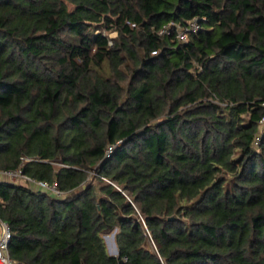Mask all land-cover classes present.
Returning a JSON list of instances; mask_svg holds the SVG:
<instances>
[{
	"label": "trees",
	"instance_id": "1",
	"mask_svg": "<svg viewBox=\"0 0 264 264\" xmlns=\"http://www.w3.org/2000/svg\"><path fill=\"white\" fill-rule=\"evenodd\" d=\"M0 169L23 264H264V0H0Z\"/></svg>",
	"mask_w": 264,
	"mask_h": 264
},
{
	"label": "built area",
	"instance_id": "2",
	"mask_svg": "<svg viewBox=\"0 0 264 264\" xmlns=\"http://www.w3.org/2000/svg\"><path fill=\"white\" fill-rule=\"evenodd\" d=\"M175 28L177 39L180 42H187L190 33H198L200 26L197 20L189 22L186 26L180 24H170L165 26L160 34H166L171 29ZM112 45V42H110ZM25 161H30L31 159L24 158ZM23 182L28 184L33 188H38L41 190H46L53 193L56 196H61L62 193L58 190L57 185L49 184L44 181H39L25 175L22 169L17 170H2L0 169V182ZM12 240V232L10 226L7 222L0 218V264H23L22 262L15 260L10 255L9 246Z\"/></svg>",
	"mask_w": 264,
	"mask_h": 264
},
{
	"label": "rangeland",
	"instance_id": "3",
	"mask_svg": "<svg viewBox=\"0 0 264 264\" xmlns=\"http://www.w3.org/2000/svg\"><path fill=\"white\" fill-rule=\"evenodd\" d=\"M111 35L113 37H115L116 33H112ZM113 234L115 235L116 232H114L112 234L105 235L104 239L106 241L109 253L114 255V256H118V248H117V245H116L115 238L114 239L111 238L113 236Z\"/></svg>",
	"mask_w": 264,
	"mask_h": 264
},
{
	"label": "water",
	"instance_id": "4",
	"mask_svg": "<svg viewBox=\"0 0 264 264\" xmlns=\"http://www.w3.org/2000/svg\"><path fill=\"white\" fill-rule=\"evenodd\" d=\"M113 237L115 238V235L113 234ZM112 255V254H111ZM114 256V255H113Z\"/></svg>",
	"mask_w": 264,
	"mask_h": 264
},
{
	"label": "bare ground",
	"instance_id": "5",
	"mask_svg": "<svg viewBox=\"0 0 264 264\" xmlns=\"http://www.w3.org/2000/svg\"><path fill=\"white\" fill-rule=\"evenodd\" d=\"M111 238H112V239H114V237H113V236H112Z\"/></svg>",
	"mask_w": 264,
	"mask_h": 264
}]
</instances>
